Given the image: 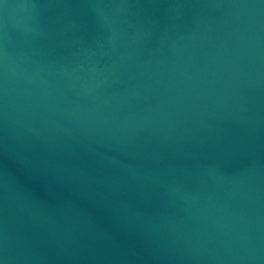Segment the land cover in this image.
<instances>
[{"label": "water", "instance_id": "95a60500", "mask_svg": "<svg viewBox=\"0 0 264 264\" xmlns=\"http://www.w3.org/2000/svg\"><path fill=\"white\" fill-rule=\"evenodd\" d=\"M0 264H264V0H0Z\"/></svg>", "mask_w": 264, "mask_h": 264}]
</instances>
